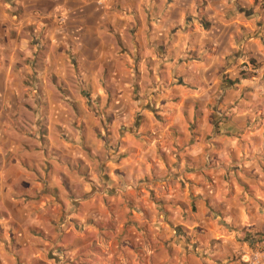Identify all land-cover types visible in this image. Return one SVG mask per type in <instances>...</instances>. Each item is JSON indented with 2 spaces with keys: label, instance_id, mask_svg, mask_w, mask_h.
I'll return each instance as SVG.
<instances>
[{
  "label": "crops",
  "instance_id": "1",
  "mask_svg": "<svg viewBox=\"0 0 264 264\" xmlns=\"http://www.w3.org/2000/svg\"><path fill=\"white\" fill-rule=\"evenodd\" d=\"M262 239L264 0H0V264Z\"/></svg>",
  "mask_w": 264,
  "mask_h": 264
},
{
  "label": "built area",
  "instance_id": "2",
  "mask_svg": "<svg viewBox=\"0 0 264 264\" xmlns=\"http://www.w3.org/2000/svg\"><path fill=\"white\" fill-rule=\"evenodd\" d=\"M65 18H60L63 23ZM264 263V239H262L254 250H251L242 264H263Z\"/></svg>",
  "mask_w": 264,
  "mask_h": 264
},
{
  "label": "trees",
  "instance_id": "3",
  "mask_svg": "<svg viewBox=\"0 0 264 264\" xmlns=\"http://www.w3.org/2000/svg\"><path fill=\"white\" fill-rule=\"evenodd\" d=\"M251 65H253V64L251 63ZM240 77L243 78L245 76H244V74H240ZM257 238H258V235H256V239ZM255 241L256 240L254 238H252V237L246 239V242L249 244V246H252V247H253V244H254Z\"/></svg>",
  "mask_w": 264,
  "mask_h": 264
}]
</instances>
